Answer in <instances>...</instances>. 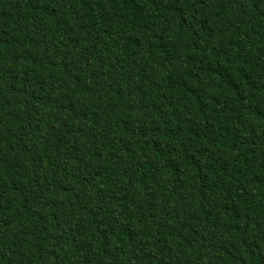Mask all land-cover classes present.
Segmentation results:
<instances>
[{"label":"trees","instance_id":"trees-1","mask_svg":"<svg viewBox=\"0 0 264 264\" xmlns=\"http://www.w3.org/2000/svg\"><path fill=\"white\" fill-rule=\"evenodd\" d=\"M0 264H264V0H0Z\"/></svg>","mask_w":264,"mask_h":264}]
</instances>
